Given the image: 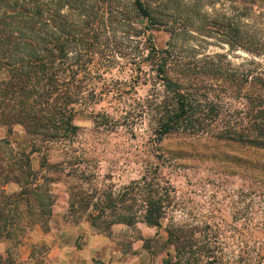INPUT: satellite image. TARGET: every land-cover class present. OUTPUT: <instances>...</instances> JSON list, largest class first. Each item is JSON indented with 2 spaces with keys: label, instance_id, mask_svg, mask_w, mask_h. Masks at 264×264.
<instances>
[{
  "label": "rangeland",
  "instance_id": "1",
  "mask_svg": "<svg viewBox=\"0 0 264 264\" xmlns=\"http://www.w3.org/2000/svg\"><path fill=\"white\" fill-rule=\"evenodd\" d=\"M143 1L156 10L165 9L167 25L147 28L146 19L136 18L128 27L127 18L119 15L120 27L110 32L112 47L104 48V55L98 51L83 55L85 67L76 71L74 79L83 83L80 99L72 103L73 122L78 126L75 135L61 141L38 138L34 146L39 149L32 151L31 138L21 125L0 122V216H10L5 224L0 223L9 234L0 238V263L43 264L47 231L70 243L74 236L64 235L67 226H89L82 216L69 213L65 191L66 182L73 180L66 172L83 171L90 177L87 184L108 186L118 198L124 187L142 178H150L166 191L170 201L160 226L146 229L137 219L132 225H110L108 234H102L122 251L129 250L132 243L139 244L142 255L131 264H156L161 258L178 261L165 231L172 224L182 226L181 233L187 230L185 234L193 242L191 251L179 254L181 263L187 259L190 264H264V151L214 135L225 120L240 122L248 102L212 84L197 91L201 109L195 116L205 114L211 104L219 111L218 118L207 119L202 131L158 138L153 117L157 107L153 106L162 98L164 87L146 58L151 46L161 50L169 41L176 54L201 69L209 63L225 70H263L264 55L242 48L231 50L217 34L207 37L194 31L195 26L204 27V20L227 11L229 0ZM115 2L124 9L131 0ZM254 2L249 5L253 14L250 31L264 34V0ZM169 29L176 34L174 38ZM8 77V68L1 67L0 81ZM21 154L28 157L29 170L35 175L29 177L28 189L39 186L41 207L34 195L23 194L18 183L4 181L16 173L15 162L25 163ZM74 155L88 160L76 164ZM168 184L172 187L167 190ZM125 198L124 206L132 204L137 215L143 212L145 203L141 209L138 196L134 203ZM117 212L124 210L118 208ZM79 238H75L77 245ZM29 243L37 246L33 253ZM27 255L32 259L23 261Z\"/></svg>",
  "mask_w": 264,
  "mask_h": 264
},
{
  "label": "trees",
  "instance_id": "2",
  "mask_svg": "<svg viewBox=\"0 0 264 264\" xmlns=\"http://www.w3.org/2000/svg\"><path fill=\"white\" fill-rule=\"evenodd\" d=\"M255 2L229 0L227 11L204 20V27L195 26L194 31L207 37L217 34L231 50L242 48L256 56L264 55V34L250 31L253 25L249 18L253 14L249 5ZM122 8L115 0H0V68L6 66L9 72V77L0 81V122L21 125L31 138L32 151L39 149L34 146L38 138L42 142L69 140L77 133L72 103L80 99L83 83L74 81L76 71L85 67L83 55L87 52L98 51L104 55L103 49L112 47L110 36L112 38L113 34L110 32L120 27L119 15L127 18L128 27L136 18L146 19L147 28L164 27L168 23L164 19L165 9L156 10L143 0H131ZM169 33L171 38L176 35L172 29ZM174 49L173 42L169 41L161 50L153 46L147 50L149 66L152 71L155 67V77L164 87L162 98L153 106L157 107L153 117L158 138L177 132L196 133L205 129L207 119L215 121L219 111L211 104H207L205 114L195 116L201 109L195 96L197 91L217 83L222 91L242 96L249 108L240 122L225 120L214 135L264 151V69L225 70L207 61L201 69L176 54ZM215 57L222 58L223 55L216 54ZM21 155L25 163L15 162L16 173L4 181L18 183L23 194L34 195L35 202L41 207L39 186L35 185L32 190L27 186L29 177L34 175L29 170V159L25 154ZM73 157L78 159L76 164L88 160L81 155ZM77 173L65 174L73 177L66 182L65 190L69 213L82 216L95 233L108 234V226L115 223L132 225L137 219L146 226L161 225L165 204L170 200L157 182L150 178L134 181L123 188V194L118 198L108 186H90L87 184L90 177L83 171ZM171 187L168 184L166 189ZM125 196L132 203L138 196L141 209L144 201L140 215L133 210L132 204L124 206ZM118 208L124 213L117 212ZM9 219L10 216L1 215L0 223L5 224ZM4 224L0 225V238L9 235ZM165 231L178 261L163 258L162 263L190 264L187 259L184 263L178 259L179 254L192 249L193 242L185 234L187 230L181 233L182 226L172 224L167 225Z\"/></svg>",
  "mask_w": 264,
  "mask_h": 264
},
{
  "label": "crops",
  "instance_id": "3",
  "mask_svg": "<svg viewBox=\"0 0 264 264\" xmlns=\"http://www.w3.org/2000/svg\"><path fill=\"white\" fill-rule=\"evenodd\" d=\"M146 229L149 227L145 226ZM64 232V231H63ZM65 234L72 233L74 239L70 243L64 242L61 238L54 236L53 231L45 233L49 240H46L43 264H131L134 259L142 255L139 244H133L129 250L122 251L116 248L115 243L108 236L95 233L87 224H78L75 227H66ZM80 235V238H79ZM75 238H79L78 245ZM33 246L29 243V249L33 253ZM138 247V251L133 250ZM144 251V248H142ZM28 256V255H27ZM132 256L129 260L127 257ZM32 259V256L23 258ZM156 264H163L162 258Z\"/></svg>",
  "mask_w": 264,
  "mask_h": 264
}]
</instances>
